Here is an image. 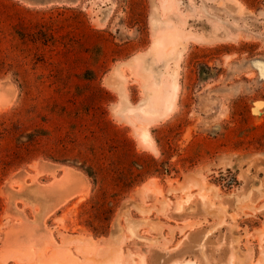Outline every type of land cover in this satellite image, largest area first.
I'll list each match as a JSON object with an SVG mask.
<instances>
[{
  "label": "rangeland",
  "instance_id": "rangeland-1",
  "mask_svg": "<svg viewBox=\"0 0 264 264\" xmlns=\"http://www.w3.org/2000/svg\"><path fill=\"white\" fill-rule=\"evenodd\" d=\"M60 1L0 0V264H264V0Z\"/></svg>",
  "mask_w": 264,
  "mask_h": 264
},
{
  "label": "bare ground",
  "instance_id": "bare-ground-1",
  "mask_svg": "<svg viewBox=\"0 0 264 264\" xmlns=\"http://www.w3.org/2000/svg\"><path fill=\"white\" fill-rule=\"evenodd\" d=\"M160 45L161 44H160L159 40H156L155 46H154L155 49H156V51L158 50V48L160 47ZM110 80L111 79H109L108 87H110L112 90H116V91L120 92L125 97L126 96V95H124L125 94V91H126V89H125V87H126L125 86V81L119 75V69H118V74H115L113 76V79H112L111 82H110ZM162 80H164V79H162ZM169 82H170L169 80L164 81V83L160 82L162 84V88H160L161 90H158V92L159 91L160 92L156 94V96L154 97L155 98L154 100L152 99L153 100L152 103L150 102V100L148 98L150 104H148V102H147V105H149V106H146L145 109L143 108V111L141 112L143 114V116H145V118H147L149 116V114L152 115L153 113L157 114V116L160 115L163 118L164 116H166L167 114H169L174 109V107L176 105L177 98H178V91H179V89H177V87H176L174 89L172 88L173 90H171ZM175 82H176V80H174V83ZM158 88H159V86H158ZM150 92H152V94H153L154 91L152 90ZM124 104L127 106L126 99H124ZM128 113H129V116H132V118H133V116L134 117H138L139 116L137 110H130L129 109V112ZM134 119H136V118H133V120ZM136 120H139V119L137 118ZM150 121H152V120H150ZM139 139H140L139 140L140 141L139 143L142 144L143 147L148 148V149H151V150H154L155 149L154 141L152 140V138L150 137V135L148 134V132L146 131V129H144L142 131ZM187 264H195V263L194 262H190V263H187Z\"/></svg>",
  "mask_w": 264,
  "mask_h": 264
},
{
  "label": "trees",
  "instance_id": "trees-1",
  "mask_svg": "<svg viewBox=\"0 0 264 264\" xmlns=\"http://www.w3.org/2000/svg\"><path fill=\"white\" fill-rule=\"evenodd\" d=\"M133 154L136 156V157H142L143 154H137L135 149H134V152ZM154 163L157 164V161H154ZM137 167H139L141 170H136L135 171H138L139 175L136 177V179H134L133 183H131L130 185L127 186V190H130L134 187H137L139 186L140 184H142L143 182L142 181H139L140 179L142 180V178H144V176H146L147 178L148 177H153V176H156L159 174V170L161 167L160 166H155L154 168H149V167H146V168H143L141 165H138V163L136 162L135 164ZM163 168H165L163 166ZM169 168V167H168ZM162 169L163 172H165L166 175H170L171 173H169V170H171L170 168L169 169ZM141 176V177H140Z\"/></svg>",
  "mask_w": 264,
  "mask_h": 264
},
{
  "label": "water",
  "instance_id": "water-1",
  "mask_svg": "<svg viewBox=\"0 0 264 264\" xmlns=\"http://www.w3.org/2000/svg\"><path fill=\"white\" fill-rule=\"evenodd\" d=\"M24 3H28L30 5H34V6H46L52 3H59L62 2L60 0H21ZM71 4H75L77 3L78 0H69Z\"/></svg>",
  "mask_w": 264,
  "mask_h": 264
}]
</instances>
